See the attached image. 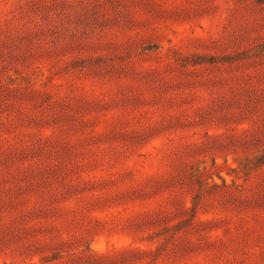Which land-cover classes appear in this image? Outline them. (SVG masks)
Listing matches in <instances>:
<instances>
[{"label":"rangeland","instance_id":"374dc122","mask_svg":"<svg viewBox=\"0 0 264 264\" xmlns=\"http://www.w3.org/2000/svg\"><path fill=\"white\" fill-rule=\"evenodd\" d=\"M0 264H264V0H0Z\"/></svg>","mask_w":264,"mask_h":264}]
</instances>
